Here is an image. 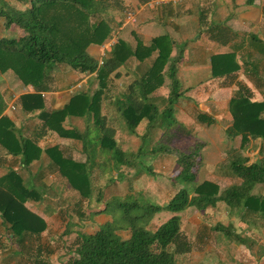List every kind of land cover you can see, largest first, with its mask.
Returning a JSON list of instances; mask_svg holds the SVG:
<instances>
[{
    "label": "trees",
    "instance_id": "16d2710c",
    "mask_svg": "<svg viewBox=\"0 0 264 264\" xmlns=\"http://www.w3.org/2000/svg\"><path fill=\"white\" fill-rule=\"evenodd\" d=\"M105 2L111 11L123 9V0H0L4 28L14 25L22 32L18 36L0 35V74L12 71L22 84L34 88L33 92L20 95L24 112L39 111V118L48 129L64 137L81 138L89 144L84 162L60 156L56 164L80 197L103 203L104 208L99 212H110L111 220L100 223L94 231L76 233L74 247L66 252L67 264H177L176 255L190 251V243L180 229L181 213L189 208L200 211L217 208L219 203H224L230 213L240 215L245 227L240 225L242 233H238L231 222H220L213 226L214 230L241 244L259 240L253 225L258 221L264 223V155L251 160L238 152L231 157L228 168L237 182L220 189L213 180L198 181L203 141L198 140L184 150L167 141L153 140L157 129H162L163 136L169 127L178 124L169 119L178 97L184 94L177 77L183 49L171 57L173 40L168 34L152 37L148 43L137 40L131 44L118 38L99 63L87 48L90 44H102L114 31V17L111 11L108 13ZM19 3L24 7H19ZM212 29L219 32L220 28ZM250 37L253 48L263 59L264 37L255 33ZM132 59L134 78L121 93L112 97L111 104L121 119L118 125L124 127L126 133L136 135V127L143 119L146 125L138 148L123 150L115 139V126L101 113V101L109 89L110 76L119 78L121 67L128 66ZM210 64L214 78L229 77L241 69L235 51L212 54ZM57 70L65 74L71 71L94 74L97 88L91 93L77 91L62 107L46 111L41 93L59 88L55 83ZM254 73L257 74V70ZM165 76L169 78V90L165 105L160 106L151 93L163 85ZM260 80L264 82V77L260 76ZM69 83L71 81L67 85ZM229 111L232 124L225 133L230 138L240 136L239 150L254 140L264 141L263 97L253 98L249 87L239 82L232 90ZM67 116L85 117L88 127L83 132L75 127L65 128L63 121ZM197 118L207 124L212 122L206 116ZM19 143L12 120L1 115V147L22 155L27 165L34 158L29 147L33 142L21 139ZM162 154L174 157L177 173L168 177L155 171L154 164L144 163L145 157L155 161ZM96 163L100 178L108 180L109 184L111 171L122 177L121 170L125 168L128 173L135 169V173L147 171L157 178L162 175L176 189L163 204L151 202L141 190L124 196H106L107 186L100 183L95 188L94 176L89 172ZM39 197L38 192L25 187L13 171L0 177V214L17 243L24 242L25 232L38 234L45 228L44 220L24 205L28 198ZM162 210L170 216L156 228H149L153 217ZM71 226L68 221L64 233H70Z\"/></svg>",
    "mask_w": 264,
    "mask_h": 264
},
{
    "label": "crops",
    "instance_id": "0c3cea01",
    "mask_svg": "<svg viewBox=\"0 0 264 264\" xmlns=\"http://www.w3.org/2000/svg\"><path fill=\"white\" fill-rule=\"evenodd\" d=\"M147 2L148 0L144 2L141 0H123V7L128 6L129 9L132 10L133 8L135 10L137 18L139 19L138 27H140V30L138 31L136 28H132V23L128 22L125 16L122 18L120 17L122 11H117L112 15L114 17L113 24L115 25V34L113 31L102 44H90L87 48L88 53L94 58L100 59L105 52L110 50L111 45L116 42L118 38H122L131 44H135L137 40L148 43L152 37L168 34L173 40L170 56H175L179 50L183 49V57L177 66V77L184 94L178 97L173 110L178 122L180 123V120L186 117V114H182L184 113L182 107L184 105H186V107L190 106L191 108L189 107L190 113H188V116L193 118V120L199 115H202L212 120L210 123L211 126H222L220 131L223 133L220 132L216 134V137L218 136L216 139L221 146H217L215 143L216 139L213 141V146L217 152L221 150L226 151L227 143L225 144L222 141L226 140L224 136L227 137L226 141H228L230 148L236 149L238 147L237 144L233 145L234 143H231V141L233 139L234 141L235 139L240 140V136L230 138L225 133L226 128L232 124V116L229 111V100L233 89H231V92L228 91L229 97L224 95L220 96L222 98L219 100H216L211 96L213 91H220L223 86L226 87L227 91V86H229L231 82L229 84L225 83V85L221 84V86L216 85L215 81L219 77L214 78L211 75L210 58L212 54L235 51L238 60L241 62V69L235 73L237 76L241 72L245 73L244 68H246V65L244 63L245 61L252 62V55L256 54L258 59H260L256 50L253 48L250 36L252 33H255L260 37H264L260 35V30H262L261 27L264 25V0H180L177 3L160 4H148ZM1 22H3L2 19L0 20V23ZM212 27L220 28L219 32L212 29ZM5 30L8 31V34L0 32V35L18 36L22 33L18 27L14 25L10 26L8 29L4 28V32ZM149 32L150 37L146 38ZM131 61H134V59ZM124 67L125 69H123ZM131 69H135V67H121L122 74L119 78H115V80L134 77V70ZM68 73H75L77 77H80L81 85H83L85 81L87 82L86 79L88 77L93 75L76 71ZM68 73L66 72V74H63L62 72L64 80H62L60 84H57L58 86H62V89L55 88L43 91L44 95L42 96L44 109L46 111L62 107L69 99L71 95H69V93L72 92L70 86L73 84L72 82L76 80H74L75 77L74 79L72 77L74 74H70V76L67 77ZM260 76L264 77V72L261 70H259V72L257 71V74H254V76H251L250 81L252 79L256 84V89L264 93V82L260 80ZM68 81H71V83L67 85ZM208 83H210L207 86L208 91L204 93L202 88ZM213 83H215V86H213ZM241 83L251 88L248 84L249 82L246 83L245 80H243ZM168 87L169 78L165 76L163 85L151 93V96L157 100L160 106H163L161 102H163V98L168 92ZM254 88L251 91H255ZM33 91L34 88L32 86L22 84L12 71H6L0 74V116L6 115L12 120L15 128V137L18 143L19 141L21 142V139L32 140L33 145L30 144L29 147H31L30 152L34 156V158L25 165L22 155L9 153L0 145V177L13 171L15 175L20 176L25 187L34 189L38 192L40 195L39 198H28L24 202V205L29 211L40 216L44 220L45 228L38 234L25 232L26 239L24 242L17 243L9 230V226L4 224L3 217L0 214V264H52V254H54L53 256H55L57 261L55 264H62V236L76 234L77 232L89 233L94 231L100 223L111 220L110 216L109 219L106 220L103 216L104 213L99 212L103 210L104 204L95 202L93 199L92 201H88L80 197L70 186L67 178L61 174L56 164L60 156H62V158H71L76 161L84 162L86 146L89 144L84 143L81 138L79 139L71 136L64 137L48 129L44 126L43 120L39 118V111L31 113L24 112L20 105V95ZM199 100H201V102H199ZM76 118L79 117L67 116L63 121L64 127L77 128L73 124V120ZM198 124L201 126V129H204V122ZM145 125V119L140 121L136 127V135L126 132H124L121 137H116L115 135V139L123 150H134L138 148L141 142V135L145 133ZM142 126L143 129H141ZM220 134H222V137ZM160 135L161 134H156L152 139L157 140ZM202 136L206 137L205 134ZM198 139H201V134ZM193 144L195 145V143H192V145ZM10 145L12 146L11 143ZM207 145L208 142L204 140V145L201 150L202 165L200 168L202 169L205 167L203 160L205 157L204 150H207ZM160 158H164V155H160L158 159ZM220 162L221 161H216L214 165ZM98 167L96 163L94 168H90L89 172H92V176H94L95 188L102 183L107 186L105 188V191H107L109 182L107 183L108 180L105 181L104 178H100ZM155 171L165 174L159 169H155ZM105 172L108 174L107 170H105ZM111 173L113 176L110 183L113 182L115 171L112 170ZM106 178H108V175H106ZM70 197H73V200H70ZM84 203L85 207H82L81 204L83 205ZM77 205L79 206L81 214H76L71 209V207L77 209ZM100 205H103V207L100 208ZM64 214L67 216L66 219L62 217ZM204 216L205 214L199 216V223L204 220ZM240 217V215L235 213L234 217L228 220L232 222L234 219V221L241 223ZM62 220H65L63 221V228L62 226L61 228H57L58 224H60V222L62 223ZM68 221L71 222L73 230H70V233L66 234L64 230ZM210 231L212 230H208V232ZM212 232L214 234H210V237L211 235L213 238L219 237L220 235L221 237L219 240L213 241L214 245L210 246L209 243L213 239L209 238V235L202 231L204 235L201 240L203 242L201 245L203 248L201 257L199 256L200 254L196 255V252L199 253V249L195 248L189 240L191 236L199 235L198 230H193L192 233H188L187 239L190 243V251L182 254H187V264H200L203 262L204 264H253L251 260L246 262V260L243 259L244 257L237 256L238 253L242 254L240 247H247V245H250V248L256 246L254 249L255 255L259 257L256 256V259H258L255 264H264V245L261 243L260 248H262V251H259L258 240H247L245 244H241L235 242L230 237H226V235L224 237V233L220 231L213 230ZM235 232L242 233V230L238 226ZM54 237L59 238L55 240ZM45 238H49V241L46 242ZM206 249H213L215 252L220 253L218 256L219 259L217 257L214 260H208L206 256L203 255V253L207 251ZM227 250L231 252L228 259L225 258V252ZM257 252L259 253L257 254ZM176 262L177 264H181L177 259Z\"/></svg>",
    "mask_w": 264,
    "mask_h": 264
},
{
    "label": "rangeland",
    "instance_id": "374dc122",
    "mask_svg": "<svg viewBox=\"0 0 264 264\" xmlns=\"http://www.w3.org/2000/svg\"><path fill=\"white\" fill-rule=\"evenodd\" d=\"M19 7H24V4L19 3L17 4ZM104 6L106 7V9H108V13L111 11V9L109 8V6L107 7V3H104ZM128 6H124L123 9L120 10H112L111 13L112 15H114L117 11H122L121 14V18L125 16L126 12L128 11H135L133 8L132 10L129 9ZM263 17H264V12H263ZM1 20V19H0ZM139 26V19L136 17V21L131 25L132 28H136L138 31L140 30ZM3 22L0 23V32L4 33V34H8V31L5 30L4 32V28H3ZM262 30H260V35L264 36V25L261 27ZM6 29V28H5ZM128 29V28H127ZM115 34V31H114ZM150 32L148 33V35H146L148 37H150ZM249 50V49H247ZM253 59L250 61H245V65L246 68L245 69V73H239V75L237 76L236 74L229 76V77H219L218 79H216L215 83L216 85H220L227 83L229 84V86H227V91H226V87L223 86L221 88L220 91H213V93L211 94V96L213 98H215L216 100H219L220 96H228L229 97V92H231V89H233L240 81L242 82L243 80H245V82H249L248 84L251 86L250 91L253 90L254 86L256 85L254 81H250V77L254 76L253 71L254 70H261L262 72H264V58L262 59H258V56L252 55ZM151 61V59L149 61H147V63H149ZM143 65V64H142ZM256 67H254V66ZM130 67H135V62L134 61H130V64H128L127 68ZM143 68L145 67V65L142 66ZM62 68V67H60ZM142 68V69H143ZM125 69V67L123 68ZM131 70H135V69H131ZM59 75H58V79L57 82H55L56 84H60V82H62L63 76L62 75V71L61 70H57ZM63 74H65V72H63ZM70 74H74L73 79L75 77L74 80H76L75 82H73V84L70 86V90L72 91L71 93H69V95L77 92V91H87L89 93L93 92V90H95L97 88V80L94 78V74L91 75L90 77H88L83 83V85H81V81H80V77H77V75H75V73H70ZM70 74L68 73L67 77L70 76ZM60 76V78H59ZM66 77V76H65ZM134 77L132 76L129 79H122L120 78L119 80H115L114 78H112L110 76L109 79V89L107 92H105L104 94V98L101 101V113L106 114L107 118H108V123L112 124L113 126H115V135L116 137H121L122 134L125 132V128L118 125L121 121V119L117 116L116 111H115V107L113 104H111V102L113 101L112 97L115 96L117 93H121L124 88H126L127 84L133 79ZM248 78V79H247ZM59 81V82H58ZM213 81V80H212ZM215 83H213V86H215ZM233 83V84H232ZM63 84V83H61ZM210 83H208L203 89L204 93H207L208 88L207 86ZM58 89H62V86H58ZM166 87V86H165ZM166 89V88H165ZM169 90V87L167 88V91ZM255 91H251V94L253 96V98L255 99H261L262 97L264 98V93L259 92V89H256V86L254 88ZM229 91V92H228ZM167 94L166 96L163 98V102H161V105H165L166 100H167ZM211 97V98H212ZM189 102V101H187ZM199 102H201V100H199ZM198 102V103H199ZM190 103V102H189ZM190 106L184 105L182 107L183 112L182 114H186V117L184 119H181L180 123L178 122V119L176 118V114L174 113V111L172 112V116L170 117L169 121L172 120H176L178 122V124H174L173 126L169 127L168 131L163 135V136H159V140H163V141H167L173 144V146H178L180 148H183L184 150L188 149L189 147L193 146L192 143H196L198 142V140H202L204 142V140L206 142H208L207 145V150H204L205 153V157H204V168H200V170H198L197 175H198V181L204 180L206 178L213 180L214 182H216L219 186L220 189H222L223 187L233 184L235 182H237V179L230 174L229 168H228V163L231 157H233L235 154H237L238 152L240 154L243 155H247L251 160H255L257 157L264 155V141H260V140H254L252 142H250L246 147H244L243 149L239 150V144L240 141L239 139H234L231 141V143H234L233 145L237 144V149L235 148H230L229 143L227 140V137L224 136V138L226 140H222L223 143H227V147H226V151H220L217 152L213 146V141H215L216 138H218V136L216 137V134L222 132L220 131L222 126H211L210 124L204 123L203 127L204 129H201V126L198 123H202L198 118H195L193 120V118H191L190 116H188V113H190L189 110ZM191 108V107H190ZM14 110V109H13ZM179 117V116H178ZM183 121V123H182ZM91 122V121H90ZM214 123V122H213ZM73 124L77 127V129L79 131H84V129H86L88 127V123L86 118L84 117H79L73 120ZM206 124V125H205ZM143 129V126L142 128ZM140 129V130H141ZM157 134H161L163 131L162 129H157ZM206 131V132H204ZM210 133V134H209ZM223 133V132H222ZM201 134V139H198L200 137ZM203 134H205L206 137L202 136ZM222 137V134H220ZM177 138V139H175ZM239 138V137H238ZM175 139V140H174ZM217 146H221L220 143H218L217 139L216 142ZM206 145V143H205ZM187 146V147H186ZM217 152V154L215 155V153ZM219 153V154H218ZM145 164H154L155 161V168L158 170L163 171L165 174L164 175H168V177L170 175H173L175 173H177V168L175 167V160L174 157L172 156H164V158H160L157 159L155 161L150 160L148 157H145ZM216 161H221L220 163H218L217 165H214L216 163ZM125 168L123 170H121V172L124 173V175L122 177H120L119 175H117V172L114 173V177H113V182L109 184L108 190L106 191V195H119V196H124L125 193L128 192H134V191H138L141 190V192L143 193V195L145 197H147L151 202L154 203H158V204H163L165 203L170 196L174 193L175 191V187L172 184H169V182H167L162 175H160L158 178L153 176L152 174L147 173V171H141L140 173H135V169L132 170L131 173L125 172L124 171ZM163 174V173H162ZM119 176V177H118ZM168 180V179H167ZM172 183V182H171ZM71 193V192H70ZM70 200H73V197H70ZM72 203V202H71ZM84 205V206H83ZM81 204L82 207H85V203ZM65 206V205H64ZM100 208L103 207V205L99 206ZM72 211L75 212L76 214L80 213L81 211L79 209V206L77 205V209L75 207H71ZM85 211V208H84ZM109 211L104 212L103 216L104 218L107 220L109 219ZM202 214H205L204 216V220L200 221V217ZM170 216V213L165 212L164 210H162L161 212L157 213L150 225L148 226L151 229L156 228L161 222H163L165 219H167ZM62 217H65V219L67 218V216L64 214L62 215ZM231 217H234L233 212L229 213V209L227 208V206L224 203H219L218 207L216 209L209 207V209L205 210V211H200V210H196L195 208H189L185 211H183L181 213V225H180V229L181 232L186 236V238H188V233H192L193 230H198V236L194 235L191 236L189 238L191 244L193 246H195V248L199 249V253L196 252V255H199L200 257L202 256V247L201 245L203 244V242L201 241L203 238L202 236L204 235L202 233V231L206 232L207 235H209V238L213 239L211 240V242L209 243L210 246H213L216 240H219V238L221 237V235L218 237L213 238L212 235L210 237V234H214L212 231L213 226L216 223H228L230 222L228 219H230ZM63 221L62 223L60 222V224H58L57 228L62 226L63 228ZM259 223L254 224V228L253 231L256 232L255 236H258V241H259V251H262V248H260L261 243L264 245V223H261V221H258ZM232 224L235 225V229H238V226L243 228L245 227L244 224H241L240 222L234 221V219L231 222ZM252 226V227H253ZM208 230H212L210 232H208ZM215 231V230H214ZM201 233V234H200ZM223 236L225 237V234H223ZM222 236V237H223ZM228 237V236H226ZM59 237H54L55 240H58ZM229 238V237H228ZM46 242L49 241V238H45ZM77 237L76 234H71L68 236H62V264H67V257H66V252L67 250H71L75 243H76ZM213 243V244H212ZM256 244V243H254ZM220 245V244H219ZM227 245V244H225ZM52 246V244H51ZM227 247V246H226ZM256 247V246H255ZM255 247L250 248V245H247V247L245 246H241V253H238L237 256H241L244 257L243 259L246 260V262H248V260L255 264L256 263V256L255 255ZM203 253L204 256H206V258L208 260H214L216 259L220 253L215 252L213 249L208 250ZM240 251V250H238ZM37 253V251H36ZM51 253V252H50ZM230 250H227L225 252V258L228 259V257L230 256ZM259 252H257L258 254ZM39 254V253H38ZM54 254H52V264L57 263L55 256H53ZM262 255V254H259ZM263 255H264V250H263ZM4 256V255H2ZM187 254L182 255V254H177L176 255V259L181 263V264H187V260H186ZM259 257V256H258ZM67 258V259H66ZM66 259V260H65ZM219 259V257H218ZM242 259V260H243ZM203 262V261H202ZM200 264H204L200 263Z\"/></svg>",
    "mask_w": 264,
    "mask_h": 264
},
{
    "label": "built area",
    "instance_id": "2783aa9c",
    "mask_svg": "<svg viewBox=\"0 0 264 264\" xmlns=\"http://www.w3.org/2000/svg\"><path fill=\"white\" fill-rule=\"evenodd\" d=\"M180 0H148V4H160V3H177ZM126 20L130 23H134L136 21L137 14L135 11H128L125 14ZM101 59H99V63H101ZM72 90V89H71ZM44 95V93H42Z\"/></svg>",
    "mask_w": 264,
    "mask_h": 264
},
{
    "label": "clouds",
    "instance_id": "9594fccd",
    "mask_svg": "<svg viewBox=\"0 0 264 264\" xmlns=\"http://www.w3.org/2000/svg\"><path fill=\"white\" fill-rule=\"evenodd\" d=\"M101 59V58H100ZM43 93V92H42ZM42 93H41V95H42Z\"/></svg>",
    "mask_w": 264,
    "mask_h": 264
}]
</instances>
